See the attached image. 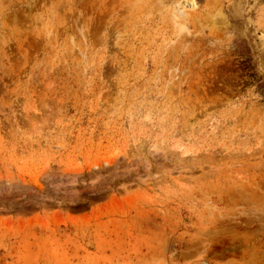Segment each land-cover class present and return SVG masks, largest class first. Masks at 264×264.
Masks as SVG:
<instances>
[{
    "label": "rangeland",
    "instance_id": "1",
    "mask_svg": "<svg viewBox=\"0 0 264 264\" xmlns=\"http://www.w3.org/2000/svg\"><path fill=\"white\" fill-rule=\"evenodd\" d=\"M0 264H264V0H0Z\"/></svg>",
    "mask_w": 264,
    "mask_h": 264
}]
</instances>
